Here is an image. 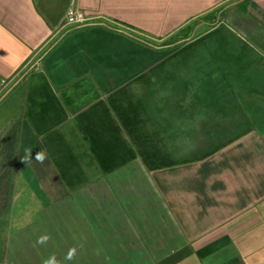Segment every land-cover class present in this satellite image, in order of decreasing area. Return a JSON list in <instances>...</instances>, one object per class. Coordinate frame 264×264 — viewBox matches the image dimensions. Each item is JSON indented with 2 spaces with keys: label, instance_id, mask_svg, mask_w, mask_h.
<instances>
[{
  "label": "crops",
  "instance_id": "1",
  "mask_svg": "<svg viewBox=\"0 0 264 264\" xmlns=\"http://www.w3.org/2000/svg\"><path fill=\"white\" fill-rule=\"evenodd\" d=\"M49 259L264 264V0H0V264Z\"/></svg>",
  "mask_w": 264,
  "mask_h": 264
},
{
  "label": "clouds",
  "instance_id": "2",
  "mask_svg": "<svg viewBox=\"0 0 264 264\" xmlns=\"http://www.w3.org/2000/svg\"><path fill=\"white\" fill-rule=\"evenodd\" d=\"M31 159H35V161L38 163H43L45 159H47V153L44 151H36L33 155L32 149L30 148L26 149V156L22 162L27 163V162H30ZM48 239L49 237L44 235V236L39 237L37 242L40 244H46ZM75 252H76L75 249H70L66 259L71 260L75 256ZM43 264H53V262L51 259H49V260H45Z\"/></svg>",
  "mask_w": 264,
  "mask_h": 264
},
{
  "label": "built area",
  "instance_id": "3",
  "mask_svg": "<svg viewBox=\"0 0 264 264\" xmlns=\"http://www.w3.org/2000/svg\"><path fill=\"white\" fill-rule=\"evenodd\" d=\"M82 20L80 13H76L74 10H69L66 17L65 23L71 24Z\"/></svg>",
  "mask_w": 264,
  "mask_h": 264
}]
</instances>
